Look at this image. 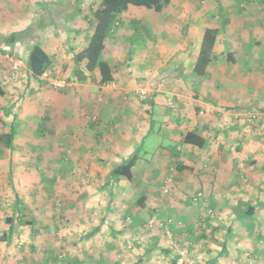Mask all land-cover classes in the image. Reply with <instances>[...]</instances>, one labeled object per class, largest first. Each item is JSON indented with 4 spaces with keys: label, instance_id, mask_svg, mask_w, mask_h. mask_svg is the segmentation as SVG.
<instances>
[{
    "label": "crops",
    "instance_id": "crops-1",
    "mask_svg": "<svg viewBox=\"0 0 264 264\" xmlns=\"http://www.w3.org/2000/svg\"><path fill=\"white\" fill-rule=\"evenodd\" d=\"M10 1L17 7L12 6ZM1 2L0 20L6 25L8 20L24 19L25 8L34 4L35 0ZM77 2L37 1L39 6L34 11L43 14L42 17L46 16L54 24L58 15L62 17L73 6L72 4ZM213 2L217 0L206 2L208 6L201 13L183 15L178 20H191V24L185 22L182 25L180 22L181 25H174L175 30L178 31L180 28L184 34L181 41L188 40L187 45L171 44V42L151 44L148 38L151 37L152 27L144 24L140 36L144 41H139L146 43H142L136 53L131 50L132 45L130 46V43L138 44L133 36L135 31L122 26V15L134 16L136 12L138 15L139 13L143 15V12L129 11L130 6L127 11L119 14L115 25L107 34L102 55L103 59L109 61L114 71L116 85L114 88L100 85L98 66L89 69L87 58L78 59L89 41L77 44L73 48L71 46L73 55L68 53L67 56H62L59 46L68 42V39L71 40L73 36L70 30L67 35L63 36V34L57 38L55 27L52 25V33L48 30L38 38L33 37L36 39L33 45H42L53 56L54 63L61 62L62 76L71 83L65 88L56 90L46 81L33 77L27 64L32 45L24 60L27 79L22 78L25 80V89L29 96L21 103L23 98L20 94L23 93H17V89L11 85L7 88L0 87V118L7 121L8 130L12 124H15L16 128L14 147L7 149L5 156L0 158V264H55L61 255L68 254L65 253L67 248L73 249V246L82 247L80 250L82 255L67 258L73 264H80L82 260H85L86 264L92 259L101 260L100 256L91 255L87 247L91 246L93 240L96 241L97 235L100 234L104 224L103 218L116 215L112 204L121 207L120 205L126 202L125 198L114 202L111 199L113 197L111 192L117 190L119 192L117 196L120 197L134 190L129 189V186L126 188L122 186L138 178V170L143 169L141 162L137 161L132 167L134 176L132 180L119 177L114 169L136 153L132 151H135L136 146L139 145V140L140 143L141 140L143 142L141 147L146 146L147 154L150 152L149 149L155 150L159 146L153 153L152 160L146 161L148 164H154L162 175L174 170V185L182 195H187L188 192L195 195L202 191L204 194L202 201L200 200L202 203L205 199V202H212L221 207L223 204L227 206L226 201L230 197L232 199L230 203L235 204L237 200L242 199V196L253 195L259 197V204L264 206V197L260 194V190L264 188L263 185L258 184L264 181V24L262 23L264 0H220L217 2L218 10L211 5ZM44 3L46 6L43 7ZM24 4L26 6L23 8ZM169 5L162 11L164 18V25L161 23L160 27L162 29L168 27L164 14ZM100 6L101 3L91 12H95ZM209 6L213 8V12L208 11ZM72 8V12H75L72 15L87 17L88 10L84 7ZM216 10L218 13L214 12ZM242 10L249 11L244 14ZM207 27L217 28L219 34L214 49V60L209 65L207 74L198 75L195 72V64ZM160 28L158 27V31H161ZM77 33L79 32L76 31ZM23 35L21 30L18 33L17 30L1 28L0 49L6 45L5 43H10L13 45L11 49H14L10 52L14 56H19L24 43L21 37ZM86 35L85 37L89 38V34ZM90 35L92 37L93 33ZM63 49L66 48L61 47V52L65 53ZM70 55L71 57L68 58ZM8 57L6 51L0 50L1 81L5 73L11 70L10 62L13 59L10 58L8 61L6 59ZM141 89L147 90V99H145L155 106L158 117L169 114L170 109L166 108L173 110L172 114L166 116L167 119L164 118L165 121L152 119L146 114L148 108L145 109L144 105L147 103L139 101L141 97L138 91ZM101 95L103 98L100 99ZM78 100H82V103H77ZM79 106L85 116L80 113ZM69 110L73 111V114H70L73 117L68 115ZM133 121H140L137 128L140 136L132 127ZM44 123H52L54 126L57 124L59 129H49L50 125L46 127ZM158 124L160 126L158 134L164 135L170 130L172 135L170 133L166 137H176L178 142L175 145L162 143L155 145L150 141L151 133L155 131L152 126ZM162 124H166V127ZM42 125L47 131L54 132L56 138L51 139L48 134L44 137L46 141L44 138L37 140L34 133L38 130L42 131ZM61 128L66 131V134H63L64 138H59L62 134ZM29 131H32L31 135ZM190 131H197L204 137V146L183 142L184 136ZM56 140L64 141L62 145L65 147L73 145V160L78 166L80 165L79 171L85 169L82 173L76 175V172H73V176H64V172L71 173L67 168L57 176L55 171L48 172L49 176L45 180L41 175L38 179L39 174L34 171L22 175L16 170L17 165L18 169L22 165L21 169L25 170L28 167L25 165L35 164L32 154L28 159L20 155L21 150L27 148L29 143L32 144L31 148H34V145L48 147L47 151L50 150V154L46 158L47 162L51 160L52 163H63L62 155L58 154L60 148L57 147L59 144L55 142ZM69 153H71L70 148ZM139 158L144 159L141 156ZM65 159L69 160L67 156ZM39 183L43 185V189L40 186L41 189L35 191L34 188ZM48 191L52 194L57 192L61 199L68 202V204L64 203L66 207L63 212H71L77 205L84 212L86 211L89 217L97 214L101 209L106 210L107 205L110 206V210H106L107 215L102 216L101 223L90 225L83 231L77 228L63 230V236L58 238L60 243L55 244L56 235L49 232L48 227L54 224L59 226L56 217L47 219L45 225L40 228L35 227L37 222L38 225L41 224V221H38V209L42 205L31 203L36 196L37 203L41 199L39 203L43 204L44 198L50 195ZM150 191L149 188L147 193L139 195L137 202L141 207L148 205L147 202L152 194ZM180 200H183L181 195ZM174 210L178 211L177 205ZM64 216L66 217V214ZM232 216L236 220L230 223L239 224L240 227L247 226V229L254 231L257 240L260 237L264 239V231H262L264 227L254 223L256 221L261 223L264 216H261V221L252 219L249 215L233 214ZM68 220H71L70 217ZM256 239L254 242L257 241ZM258 241L256 245L259 244ZM258 248L263 249V241Z\"/></svg>",
    "mask_w": 264,
    "mask_h": 264
},
{
    "label": "rangeland",
    "instance_id": "rangeland-1",
    "mask_svg": "<svg viewBox=\"0 0 264 264\" xmlns=\"http://www.w3.org/2000/svg\"><path fill=\"white\" fill-rule=\"evenodd\" d=\"M1 1H8V0H0ZM37 1H46V0H35L33 2L34 4L28 5V8H25L26 10L24 11V19H21V21H15V20H8L6 25H3V21L0 20V29L1 28H6V30H12L15 31L17 30L18 33L21 30V32L24 34L21 36L23 38V45H22V50L20 52L19 56H14L10 51H14V49H11L10 43H5L6 45L4 47H1V51H6L8 54V61L10 58L13 60L10 62L12 63L11 70L5 73V76L3 77L2 81L0 82V87H5L7 88L9 85L15 87L17 89V93H23L20 94L21 98V103L25 101V99L29 96L27 93V90L25 89V80L27 79V73H25V64L24 60L26 59L27 53L29 48L33 45V43L36 41L35 38H38L39 35H43L44 33H47L48 30L49 32L52 33V28L53 26L54 31H56L57 38H59L60 35H67L68 30H70V33L72 34V38L68 42H64L62 45L59 46V52L61 53L62 56L68 55V53H73V47L76 46L77 44H84L91 39V33H94V23L92 25V20H94V13L91 12L94 10V7H98L99 4L101 3L102 0H72V2H77L76 4H72L73 6H80L84 7L85 11L88 12L89 16L88 18H82L78 17L79 14L72 15V7H70L66 13H64V17L62 18L61 15H58L56 17V20L51 22L49 19L45 17H42L43 14L41 13H36L34 9L37 6ZM57 1V0H56ZM199 1V2H198ZM209 0H172L171 4L165 10V23L168 24L167 30H164L166 28H160L161 23L164 25V18H162L163 12L159 13L156 12L152 8H147L144 6H138V5H131V8L129 11H139L143 12V15L141 13L136 12L134 16H124L122 15V21L123 24L122 26L132 28L135 32L133 34L134 38H136L138 41V44L134 45V43H130V46L132 45V49L134 50V53L137 52V50L140 49L142 46V42L139 40L141 39V29L142 25L144 24H149L150 27H152V32L151 37H149L148 42L150 43H168L171 42V44H184L187 45L189 42L186 39L184 42L181 41L183 38V33L182 31L175 30L174 25H184L185 22L190 24L192 23L190 21H178L180 20V17L183 15H191L196 13H201L202 11L207 8L206 2ZM234 1V0H233ZM238 1V0H237ZM19 2V1H18ZM17 2V3H18ZM217 2H220V0H217ZM213 2L211 5L215 6L218 10V3ZM8 3V2H7ZM83 3V4H82ZM10 4L12 6L14 5V2L10 1ZM9 4V5H10ZM23 4V3H22ZM69 5V4H67ZM264 5V3H263ZM0 4V8H1ZM23 8L26 6L25 4L22 5ZM46 6L44 3L43 7ZM210 8L208 9L213 12V8L209 6ZM32 8V10L30 9ZM68 8V7H67ZM90 8V9H89ZM214 11L215 13L218 11ZM27 11V12H26ZM249 10H242L244 14H246ZM80 13V12H78ZM208 14V12H207ZM264 14V12H263ZM209 15V14H208ZM42 17V18H41ZM69 17V18H68ZM118 19H121L118 17ZM148 20V21H147ZM181 22V23H180ZM51 23V24H50ZM196 24V21H194ZM264 24V20L262 22ZM16 24V26H15ZM53 25V26H52ZM172 26V27H171ZM264 26V25H263ZM158 27L160 28L161 31H158ZM128 28V29H129ZM156 29V30H155ZM26 30V31H25ZM140 30V31H139ZM76 31L79 33L76 34ZM157 31V32H156ZM89 34V38H86L85 35ZM55 35V36H56ZM35 36V38H33ZM87 36V35H86ZM88 37V36H87ZM167 37V40H165ZM85 38V39H84ZM131 40V39H130ZM157 41V42H153ZM160 41V42H158ZM0 42L2 43V39H0ZM188 42V43H187ZM4 44V43H3ZM13 46V45H12ZM72 46V48H71ZM61 47H65L66 49L63 52H61ZM71 48V49H69ZM131 48V47H130ZM139 53V51H138ZM137 53V54H138ZM263 53H264V44H263ZM60 55V56H61ZM136 55V54H135ZM71 55L68 57L70 58ZM73 58V57H72ZM138 60V59H137ZM14 61H18L22 63L20 71H16L14 69ZM59 61V60H58ZM56 64V63H55ZM61 62H58L56 65L58 69L61 71L62 68H60ZM24 68V69H23ZM17 72V73H16ZM174 72V71H172ZM175 73V72H174ZM24 79L22 80V78ZM23 82V83H22ZM17 83V84H13ZM13 84V85H12ZM55 89V88H54ZM58 90V89H56ZM100 99L103 98L101 95L99 97ZM14 99V98H10ZM147 99V98H146ZM140 98V102L142 103H147V105H144L145 109L148 108V111L146 114L150 116L152 119H160L162 122L165 121L164 118L169 114H172V109L171 108H166L167 110L170 109L169 114H166L165 116L158 117L156 114L155 106H152L151 103L146 100ZM77 103H82V100H78ZM167 106V105H166ZM78 106L76 105V108ZM80 108V113H82V116H85V114L82 112L81 107ZM167 112V111H166ZM168 113V112H167ZM73 114L72 110L68 111V115L70 117H73L71 115ZM92 114V113H91ZM167 119V118H166ZM71 120V118H69ZM51 122V121H50ZM45 124V123H44ZM140 121H133L132 127L134 128L135 132H137V135L140 136V132H138L137 128H139ZM41 125V124H40ZM39 125V126H40ZM46 127L47 125H50L49 129L55 128L58 130L57 124L54 126L52 123L45 124ZM168 125V124H167ZM163 127H166V124H162ZM154 128V132L151 133L150 141L154 142V144H165V145H175L178 141L177 138L175 137H166L167 134L172 135V132L167 129L164 135L162 133L158 134V130L160 129L159 124L152 126ZM42 131L38 130L34 133V137L38 140L41 138H44L50 135L51 139L56 138V134L52 131H47L45 127L42 125L41 126ZM161 130V131H163ZM61 135H59V138H64L63 134H66V131H63L61 128ZM32 134V131H29V135ZM264 135V134H263ZM44 141L45 138H44ZM57 144H59L57 147L60 148V151L58 154L62 155V160L63 163H52L51 160L48 162L46 161V158L50 154V150L47 151L48 147L44 148L42 145H34V148H31L32 144L29 143V146L27 148H23L21 150L20 155L26 159L29 158V156L32 154L35 164L32 163V165H25L28 166L25 168V170L21 169L23 168L22 165H20V168L18 169V165L16 166V170L20 171L22 175H25V172L29 173L31 171H34V173H38V179L39 176L41 175V178L47 179V176H49V173H52L55 171V175L57 176L61 171L66 170L67 168L70 169L71 173L69 174L68 172H64V176H73V172H76V175L78 173H82L85 169L82 168V171L80 170V165L78 166L75 161L73 160V145H70L68 147H65L62 145L64 141H55ZM139 145L136 146L135 151L137 155L142 158H137L138 162L140 161L143 169V171L138 170V178L135 179L134 181H130L126 183L125 186H122L123 188H126L129 186V189H134L133 191H130V193H126L120 197L117 195L119 192L116 190L114 192H111V196H113L111 199L114 200V202L119 201L121 198H125L126 202L122 203L118 207L117 204L113 203L112 208L115 209L116 215L114 217H104L103 221L104 224L102 225V230L100 234L97 235L96 241L93 240V243L91 246L87 247V250H90L91 255H96V257L100 256L101 260H94L92 259L91 261H87V264H102L103 261L108 264H136V260L142 255L143 251L142 249L147 246V242L152 239L151 237L158 236L160 238V241L163 243L165 249H171V248H178V252L181 253L182 258H180L178 264H184V262H188V264H207L208 260V255L209 253H213V251L216 249V246H220L223 241L228 238L229 241V249H230V255L232 256L233 260H231L229 263L227 260V264H264V239L258 238L254 236L255 233L254 231L250 230L249 228L247 229V226L240 227L239 224H233L230 223L232 220H236L233 214H244L245 211L249 208L254 210V213L249 215L254 218L255 220H260L261 221V216H264V206H261L259 204V197H255L253 195H246L242 196V199L237 200V202L234 204L230 203L232 202L231 197L226 201L227 206L223 204V207L216 205L214 203L210 202H205V199L203 200V203L200 201H194V196L191 195L192 192H188L186 195H182V192L179 191L175 187V175H174V170L168 172V174L162 175V173L157 169V167L154 164H148L146 160H152L153 153L157 151L159 146L156 147V149H149V154L145 153V147L143 146V142L141 140L138 141ZM149 142V141H148ZM64 144V143H63ZM153 144V145H154ZM69 148L71 150V153H69ZM148 149V148H147ZM65 156L69 160L65 159ZM154 162V161H152ZM209 166V165H208ZM61 168H64L61 170ZM170 168V167H169ZM169 170V169H168ZM140 171V172H139ZM49 172V173H48ZM146 175L148 176L146 178ZM166 175V176H165ZM164 177V178H163ZM172 178V182L170 183V192L169 193H164L163 192V186L165 185V180ZM37 179V181H39ZM33 183V182H32ZM36 183V182H35ZM40 184V183H39ZM37 185L34 190L36 189L40 190L42 188L41 184ZM258 184L263 185L264 188V181L259 182ZM41 186V188H40ZM59 185H56L58 187ZM38 187V188H37ZM49 188V187H48ZM150 190L152 191V194L150 196L149 201L145 207H141L140 204L137 202V199L139 198V195L142 193H147ZM33 189V187H32ZM43 189V188H42ZM150 191V192H151ZM46 192V191H45ZM49 192V196L44 198L43 204H40L41 199L38 200L37 203V198L34 196V200L31 201L32 204L40 206L38 210L39 213V219L41 224L35 225V227L40 228L42 225L44 226L45 223L47 222V219H51L53 217H56L58 221V227L54 225H50L48 227L49 232L54 233L56 235V238H54V243H60V240L58 238H61L63 236V232L67 229L73 230V229H78L79 231H83L84 228L89 227L90 225H96L98 223H101L102 216L107 215L106 210H110V206H106V210L101 209L97 214L89 215L86 211L77 205L75 210L71 212H63L64 203L68 204L64 199H61L56 193L52 194L51 191ZM59 192V191H58ZM258 192V190H257ZM38 193V192H37ZM60 193V192H59ZM135 194V195H134ZM260 194L262 197H264V190H260ZM134 195V196H133ZM180 195L183 200H180ZM133 196V199L130 200V198ZM27 197V196H26ZM29 198V196H28ZM110 199V200H111ZM130 200V201H129ZM179 202V203H177ZM30 203V201H29ZM45 204V205H44ZM156 205V206H155ZM175 205L178 206V211L174 210ZM207 209V210H206ZM212 209L213 210V215L214 217L212 218L210 215H208V211ZM52 210V211H51ZM43 213V214H41ZM66 214V217L64 216ZM71 220H68L69 217ZM232 216V217H231ZM247 216V214H246ZM260 216V218H258ZM82 217V218H80ZM90 219H89V218ZM155 217L157 220H164L167 219L168 217H173L177 221H181V224H179L176 227L175 230V235H173V238H169L168 236L165 235L164 231L159 228L158 226H153V227H148V221L152 218ZM202 217V219H201ZM83 218L85 220L83 221ZM81 219V220H80ZM100 221V222H99ZM233 222V221H232ZM257 226L262 225L264 227V219L260 223L259 221L254 222ZM73 228V229H71ZM64 230V231H63ZM77 230V233H79ZM40 231V230H39ZM262 231H264V228H262ZM43 233V232H42ZM101 237V238H100ZM254 239L258 241V245H256V242H254ZM263 241V249L260 250L259 245ZM53 243V244H54ZM258 246V247H255ZM236 248V250L234 249ZM79 251H78V249ZM80 250H82V247H74L73 249L67 248L65 251V255H61L60 259L66 264V262L73 264V262H70L71 258H75L80 254ZM213 250V251H212ZM219 250V249H218ZM237 252V253H236ZM60 254H63V252H60ZM238 254V257L240 258L239 260L236 259V255ZM82 255V253L80 254ZM68 258V259H67ZM156 262H149V263H143V264H170V256L165 255L160 253V251H157V254L154 256ZM86 264L85 260H82L80 264Z\"/></svg>",
    "mask_w": 264,
    "mask_h": 264
},
{
    "label": "trees",
    "instance_id": "trees-1",
    "mask_svg": "<svg viewBox=\"0 0 264 264\" xmlns=\"http://www.w3.org/2000/svg\"><path fill=\"white\" fill-rule=\"evenodd\" d=\"M172 0H102L101 6L94 13V20H92V25L94 23V33L91 37L88 46L79 54L78 59L82 60L87 58L89 60L88 68L95 69L96 66L100 70V85H105L114 82V71L110 66L109 61L102 58L103 50L105 49V42L108 32L115 25L116 18L119 14L127 11L131 5L144 6L147 8H152L156 12H162ZM89 16H87L88 18ZM219 30L214 27H207L200 46V52L195 64V72L198 75H206L209 65L214 60V49L218 38ZM53 56L50 55L47 50L40 44H34L28 55V69L30 74L39 78L40 76L52 65L54 64ZM7 121L0 118V158L4 157L6 150L12 149L14 147V142L16 138V128L15 124L11 125V128L7 129ZM184 143L187 144H197L202 147L205 144V139L197 133V131L187 132L184 136ZM139 156L137 153L132 155L126 161L119 164L114 172L119 177H126L129 180L133 179L132 167L137 163ZM254 210L249 208L242 215H251ZM32 222V221H31ZM147 242V246L142 249L143 253L140 255L136 264H143L149 262H156L154 256L159 250L160 253L169 255L171 258L170 264H178L182 255L178 252V248L165 249L163 243L160 241L158 236L151 237ZM229 241L226 238L223 243L216 246L213 253H209L207 264H227V262L233 260L230 255ZM219 249V250H218ZM236 250V248L234 247ZM237 253V252H236ZM236 259L239 260L238 254ZM227 260V262H225ZM228 262V263H229ZM56 263V262H55ZM65 264V263H64ZM66 264H69L66 262ZM102 264H108L103 261ZM188 264V262H184ZM199 264V263H198Z\"/></svg>",
    "mask_w": 264,
    "mask_h": 264
},
{
    "label": "built area",
    "instance_id": "built-area-1",
    "mask_svg": "<svg viewBox=\"0 0 264 264\" xmlns=\"http://www.w3.org/2000/svg\"><path fill=\"white\" fill-rule=\"evenodd\" d=\"M22 66L21 62L14 61V69L16 71H20ZM17 73V72H16ZM40 79L46 81L49 83L53 88L55 89H62L67 87L71 82L67 80L64 76H62L61 71L58 69L57 65L54 63L52 64L41 76ZM116 85L114 82L105 84L104 87L106 88H114ZM138 93L140 94V97L142 99L146 98L147 95V90H139ZM254 118L256 115L253 116ZM172 182V178H168L165 180V185L163 186V192L164 193H169L171 188H170V183ZM204 197V194L202 191H199L193 198L194 201H200ZM208 215H210L212 218L214 217L213 215V210L210 209L208 211ZM148 227H153V226H158L161 228L165 235L168 236L169 238H173V235H175V230L176 227L181 224V221H177L173 217H168L167 219L164 220H157L155 217H152L148 221ZM55 264H64L62 260H58Z\"/></svg>",
    "mask_w": 264,
    "mask_h": 264
}]
</instances>
